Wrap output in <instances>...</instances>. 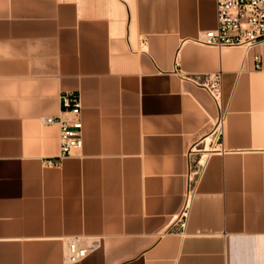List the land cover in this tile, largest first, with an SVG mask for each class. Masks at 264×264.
<instances>
[{
  "label": "crops",
  "instance_id": "0c3cea01",
  "mask_svg": "<svg viewBox=\"0 0 264 264\" xmlns=\"http://www.w3.org/2000/svg\"><path fill=\"white\" fill-rule=\"evenodd\" d=\"M216 25L215 0H0V264H264V43L195 40ZM65 91L83 146L60 158L41 118ZM220 112L181 230L187 150ZM76 236L100 245L69 263Z\"/></svg>",
  "mask_w": 264,
  "mask_h": 264
},
{
  "label": "built area",
  "instance_id": "2783aa9c",
  "mask_svg": "<svg viewBox=\"0 0 264 264\" xmlns=\"http://www.w3.org/2000/svg\"><path fill=\"white\" fill-rule=\"evenodd\" d=\"M217 6V25L204 31L195 40L199 43L222 47H241L249 51L264 43V0H215ZM260 62V55H255ZM217 108L221 109V76L219 73L200 77ZM62 110L58 116H43V124H58L61 136L60 158L68 156L83 146V118L80 95L65 91L61 95ZM224 113L220 112L210 132L192 144L188 150L189 167L187 172V191L184 197L180 229L186 225L192 197L196 191L208 152L216 149L222 141ZM209 140L207 141V139ZM204 159V160H203ZM98 238L76 236L68 241L65 256L69 263L83 260L98 248Z\"/></svg>",
  "mask_w": 264,
  "mask_h": 264
},
{
  "label": "rangeland",
  "instance_id": "374dc122",
  "mask_svg": "<svg viewBox=\"0 0 264 264\" xmlns=\"http://www.w3.org/2000/svg\"><path fill=\"white\" fill-rule=\"evenodd\" d=\"M209 140V138L207 139V141Z\"/></svg>",
  "mask_w": 264,
  "mask_h": 264
}]
</instances>
